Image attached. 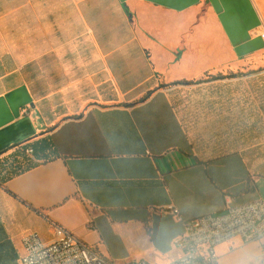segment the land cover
<instances>
[{
  "label": "crops",
  "instance_id": "0c3cea01",
  "mask_svg": "<svg viewBox=\"0 0 264 264\" xmlns=\"http://www.w3.org/2000/svg\"><path fill=\"white\" fill-rule=\"evenodd\" d=\"M262 27L264 0H0V264L51 224L167 263L168 205L264 203ZM215 251L264 264L239 237Z\"/></svg>",
  "mask_w": 264,
  "mask_h": 264
},
{
  "label": "built area",
  "instance_id": "2783aa9c",
  "mask_svg": "<svg viewBox=\"0 0 264 264\" xmlns=\"http://www.w3.org/2000/svg\"><path fill=\"white\" fill-rule=\"evenodd\" d=\"M257 34L264 44V27ZM24 152L31 156L33 150L26 147ZM166 208L183 225L181 234L173 241L178 255L167 263L149 262L143 258H108L68 230L51 224L52 236L48 242H43L36 232L22 235L19 264H217L215 247L233 237H239L244 244L259 243L260 252L253 256V262L264 263V203L261 200L240 205L226 202L221 213L186 220L178 216V210L172 205Z\"/></svg>",
  "mask_w": 264,
  "mask_h": 264
},
{
  "label": "rangeland",
  "instance_id": "374dc122",
  "mask_svg": "<svg viewBox=\"0 0 264 264\" xmlns=\"http://www.w3.org/2000/svg\"><path fill=\"white\" fill-rule=\"evenodd\" d=\"M50 236V232L48 231L47 228L43 229L41 231V234L39 237L42 239H47ZM133 240L130 239L128 236L122 234V233H117L114 232L113 239L111 241L112 247L117 253V256L119 258L127 259V258H132V259H138L140 258L139 253H137V248L136 246H133Z\"/></svg>",
  "mask_w": 264,
  "mask_h": 264
},
{
  "label": "trees",
  "instance_id": "16d2710c",
  "mask_svg": "<svg viewBox=\"0 0 264 264\" xmlns=\"http://www.w3.org/2000/svg\"><path fill=\"white\" fill-rule=\"evenodd\" d=\"M148 94H149V92H148ZM148 94H146L143 97H141L139 100H137V102L143 100V98H145ZM126 105H129V104H126Z\"/></svg>",
  "mask_w": 264,
  "mask_h": 264
}]
</instances>
